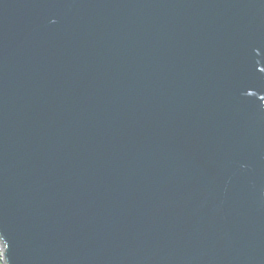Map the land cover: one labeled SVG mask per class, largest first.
Returning a JSON list of instances; mask_svg holds the SVG:
<instances>
[{
	"label": "water",
	"instance_id": "95a60500",
	"mask_svg": "<svg viewBox=\"0 0 264 264\" xmlns=\"http://www.w3.org/2000/svg\"><path fill=\"white\" fill-rule=\"evenodd\" d=\"M6 264H264V0H0Z\"/></svg>",
	"mask_w": 264,
	"mask_h": 264
},
{
	"label": "rangeland",
	"instance_id": "374dc122",
	"mask_svg": "<svg viewBox=\"0 0 264 264\" xmlns=\"http://www.w3.org/2000/svg\"><path fill=\"white\" fill-rule=\"evenodd\" d=\"M4 250H5V245L0 239V264H6V261L4 259Z\"/></svg>",
	"mask_w": 264,
	"mask_h": 264
}]
</instances>
